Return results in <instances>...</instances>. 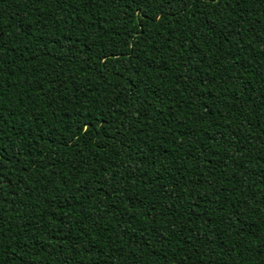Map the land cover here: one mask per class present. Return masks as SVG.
<instances>
[{"label":"trees","instance_id":"obj_1","mask_svg":"<svg viewBox=\"0 0 264 264\" xmlns=\"http://www.w3.org/2000/svg\"><path fill=\"white\" fill-rule=\"evenodd\" d=\"M0 264H264V0H0Z\"/></svg>","mask_w":264,"mask_h":264}]
</instances>
